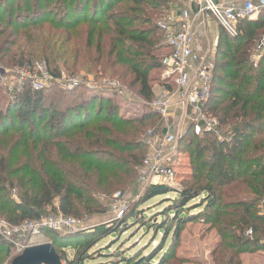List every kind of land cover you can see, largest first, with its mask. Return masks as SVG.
<instances>
[{
	"label": "trees",
	"instance_id": "trees-1",
	"mask_svg": "<svg viewBox=\"0 0 264 264\" xmlns=\"http://www.w3.org/2000/svg\"><path fill=\"white\" fill-rule=\"evenodd\" d=\"M173 2L0 0V25L14 28L10 36L22 32L27 37L28 44L23 41L22 46L28 55L15 56L14 64L27 66L32 53L39 52L55 76L60 74L56 62L62 61L68 70L83 68L117 77L150 103L152 73L162 68V58L170 51L158 22ZM236 28V36L219 29L211 97L204 107L217 119L224 138L209 132L195 134L193 124L186 128L180 141L192 159V182L171 200L173 216L154 225L156 231H163L165 244L168 224L176 222L170 227L177 240L181 228L203 211L194 209H219L222 203L221 209L232 207L235 211L219 228L222 239L228 240L225 248L232 250L225 264H242L243 253L264 251V49L253 62L256 44L264 35V8L256 19L238 21ZM5 31L0 29V36ZM92 90L93 95L78 99L60 90L51 97L44 90L25 88L11 99L0 88L4 102L0 107V264H5L20 239L7 236L2 223L20 226L39 220L48 209L74 217L100 213V195L133 181L145 155L141 139L147 122L159 116L152 111L119 116L114 96L106 95L109 90ZM205 192L204 201H194ZM224 192L228 203L223 202ZM118 228L110 225L68 235L52 231L51 244L55 251L56 243L64 251L66 239L94 236L73 248V262L82 264L88 251ZM248 229L251 235L245 236ZM163 244L149 254L119 259L125 264H172L173 254L168 251L155 259Z\"/></svg>",
	"mask_w": 264,
	"mask_h": 264
},
{
	"label": "rangeland",
	"instance_id": "rangeland-1",
	"mask_svg": "<svg viewBox=\"0 0 264 264\" xmlns=\"http://www.w3.org/2000/svg\"><path fill=\"white\" fill-rule=\"evenodd\" d=\"M173 1L174 2L170 4V9L161 13L162 17L159 19L162 20L164 15L171 11L179 12L185 7L186 0ZM0 29L6 30L0 36V68L5 71V74H10L8 71H12L14 68L20 66L14 64L13 61L15 56L28 55L26 53L27 49L22 46L23 41H25V44H28L27 37L22 32L10 36L9 34L14 30L13 27L0 25ZM261 37H264V35ZM4 39L8 42L2 43V40ZM11 40H16V43L13 44ZM50 43L57 46L61 45L59 42ZM31 56H33V60L41 59L46 61L39 52H33ZM62 64V61L56 62L60 74L64 73L65 75L69 74L78 76L81 79L82 90L80 89V91L69 92L66 89L58 88V85L56 84H47L43 89L45 94H51L52 97L55 96L57 90H60L61 92H64L63 94L65 95L72 97L77 95L78 99H82L83 97L88 98L95 93L92 89H84V87L89 84L90 86H94L95 90L99 87L109 90L106 95L114 96L119 106V116L131 118L150 111L159 116L158 118L154 117L152 121L147 122L143 138L141 139L144 141L145 145V155L143 160L151 153V149L146 142L147 131L149 129L153 130L155 133H159L161 129H163L165 133L166 130H168L167 132L169 134H175L177 136L176 143L167 145L159 155L160 165L169 167L173 171V176L166 179L157 177L153 173H150L149 170H145L143 163H140L136 169L132 182L123 188H119L114 192L109 193V195L102 194L99 196V201L102 204V212L86 215L84 217L66 216L80 221L78 229L75 232H83L84 230H92L110 225L113 226V228L116 226L117 228L119 227L117 231L115 230L107 237L101 238L88 251V256L84 259L82 264H125V262L121 261L119 258L134 254L137 256L146 255L157 250V248L160 249L162 247L163 231H156L154 225L156 223H161L166 216L169 218L173 216L172 211H170V206H172L171 200L177 197V190H180L183 186L189 185L192 182V159L190 153L185 149L184 142L180 140L183 137L186 128L194 123H192L191 120H187V122L183 121L179 125V122L177 121L176 124H174L177 127L179 126L176 131L172 130L170 127L167 128L166 125L169 123L168 116H160L151 104L159 92L154 93V98L150 103H146L135 93V89L129 90L125 85L121 84V81H119L117 77L110 78L107 75H101L100 73L95 75L94 73L87 72V70L83 68L68 70V66L64 67ZM152 76L154 77L152 89H154L156 84L160 85L162 83L160 70L154 71ZM87 81L89 83H87ZM0 88L1 92H4L5 97H7L9 94L5 83L0 82ZM3 103L4 102H0V107L4 105ZM174 125L172 127H174ZM196 132L197 131L195 130V134L201 135L209 132L215 135L218 139L224 138L218 127L215 132L202 129L199 130L198 133ZM154 184H156L155 187L161 185L164 189L152 191L151 188ZM222 188H224V191H228L229 187L226 188V186H222ZM117 192H121L119 197L115 196ZM206 196V192L202 193L201 196L197 197L194 201L198 203L200 201L202 202ZM230 201L231 200L228 196L226 197L224 192L223 202L228 203ZM55 206H58L57 202L55 203ZM222 207L223 203L222 205H219V209H204L203 207H199L200 209H194L193 212H197L201 209H203V211L198 218L186 223L181 228L177 240L174 239L172 228L170 227L175 225L176 222L169 223L168 237L165 244H163V249H161V251L159 250V252L157 251L158 253L156 254L155 259L157 260L162 254L168 251L170 254H173V257L170 258V263L172 264H225L232 250L225 248L228 240L222 239L219 228L225 224V221L223 222L225 216L231 215L235 210L232 207L221 209ZM120 209H123L121 215L118 214ZM48 210L49 212L42 218L63 215L55 210ZM134 211L135 216L131 217V214ZM211 219L213 222L210 221ZM52 231L56 232L58 235L70 234L57 232L48 228L41 229L34 235H30L29 231L24 234L16 231L17 235H20L18 236L20 239L10 250L5 264L12 261L14 257L19 255L29 246L47 242L51 243L55 238V234ZM91 238H94V236L84 237V235H78L77 238H68L66 239V243L69 245L67 244L65 246L64 251H62L59 244H54L57 250L56 252H59V254H65L68 259H73L75 252L73 248L77 246L78 242H82V240H90ZM240 258L242 264H264V251L243 253Z\"/></svg>",
	"mask_w": 264,
	"mask_h": 264
},
{
	"label": "built area",
	"instance_id": "built-area-1",
	"mask_svg": "<svg viewBox=\"0 0 264 264\" xmlns=\"http://www.w3.org/2000/svg\"><path fill=\"white\" fill-rule=\"evenodd\" d=\"M188 3L196 4L197 13H208L231 36L238 34L236 28L238 21L250 19L264 8V0H242L240 4L228 5L219 4L216 0H186L185 6ZM192 19L190 10L184 7L179 12L171 11L165 14L158 22L170 51L162 58L161 88L151 104L157 113L164 117L174 111L172 107L175 104L182 110V115L190 116L196 133L201 129L215 132L218 122L204 110L211 97L215 63L211 55L202 56L195 50ZM263 49L264 37H261L256 44L257 52L253 55V62H257ZM8 72L10 74H5L0 68V82L5 83L11 99L25 88L43 90L47 84H56L58 88L70 90L82 85L81 79L76 75L64 73L53 75L46 61L41 59L33 60L27 66H18ZM88 81L87 83L90 82ZM86 87L94 89V86L89 84ZM176 141L175 134L155 133L149 129L146 142L151 153L142 162L145 170L163 179L173 176V171L169 167L160 165L159 155L167 145L175 144ZM120 195L121 192H117L115 196ZM122 213L123 209H120L118 214ZM79 224L78 219L58 215V217L24 221L20 226L15 227L2 223V228L7 236L17 235L16 231L21 234L29 231L30 235H34L44 228L62 233H74ZM250 235L251 230H246L245 236ZM61 264L76 263L63 256Z\"/></svg>",
	"mask_w": 264,
	"mask_h": 264
},
{
	"label": "crops",
	"instance_id": "crops-1",
	"mask_svg": "<svg viewBox=\"0 0 264 264\" xmlns=\"http://www.w3.org/2000/svg\"><path fill=\"white\" fill-rule=\"evenodd\" d=\"M219 4L228 5L231 3H242V0H216ZM193 17L192 19V29L194 33V48L195 50L202 56H209L211 55L212 58L214 57V52L216 50V45L219 37V25L217 21L212 18L208 13H197V6L194 3H188L186 6ZM258 14L254 15L250 20L256 19ZM169 48V47H168ZM161 86L156 84L153 92H159ZM173 110L170 115H168L169 123L166 125L167 128H171L172 130L176 131L177 126L176 122H179V125L183 122L189 120L190 116L182 115V110L179 106L173 104ZM167 118V119H168ZM172 121V122H171ZM174 125V127H172ZM168 130H166L167 132ZM161 133H165L163 129L159 131Z\"/></svg>",
	"mask_w": 264,
	"mask_h": 264
},
{
	"label": "water",
	"instance_id": "water-1",
	"mask_svg": "<svg viewBox=\"0 0 264 264\" xmlns=\"http://www.w3.org/2000/svg\"><path fill=\"white\" fill-rule=\"evenodd\" d=\"M164 189L157 186L153 190ZM10 264H61V257L55 251L51 243H42L25 248L14 257Z\"/></svg>",
	"mask_w": 264,
	"mask_h": 264
}]
</instances>
